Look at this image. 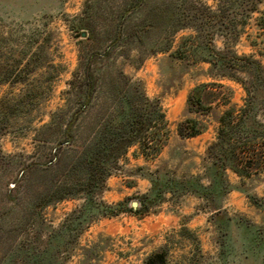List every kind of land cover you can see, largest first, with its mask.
<instances>
[{
    "label": "trees",
    "instance_id": "1",
    "mask_svg": "<svg viewBox=\"0 0 264 264\" xmlns=\"http://www.w3.org/2000/svg\"><path fill=\"white\" fill-rule=\"evenodd\" d=\"M261 2L119 0L99 15L86 0L77 23L69 25L77 63L61 91L63 103L36 127L37 143L30 153L13 156L0 147V264H59L56 254L64 248L68 229L65 225L61 236L55 234L46 209L79 197L95 203L131 147L133 156L153 159L166 145L171 130L159 99L147 96L143 84L118 62L128 61L132 51L138 62L162 53L172 60L206 63L212 78L188 91L185 114L174 129L181 138L199 135L207 130L210 114L216 127L205 149L202 174L176 177L166 175L164 166L154 168L144 175L152 201L164 192L192 193L212 200L211 207L218 209L232 188L228 169L248 178L264 167V56L255 38L249 41L252 52L239 53L234 47L253 15L256 36H264ZM96 20L102 24L98 30ZM52 67V76H57L58 64ZM222 80L241 87L240 103L231 102L233 89ZM148 195H141L140 206L130 209L146 211ZM107 207L112 210L99 215L120 210L114 204ZM143 264H168L165 249L147 254Z\"/></svg>",
    "mask_w": 264,
    "mask_h": 264
},
{
    "label": "rangeland",
    "instance_id": "2",
    "mask_svg": "<svg viewBox=\"0 0 264 264\" xmlns=\"http://www.w3.org/2000/svg\"><path fill=\"white\" fill-rule=\"evenodd\" d=\"M89 1L100 15L119 0ZM85 3L0 0V147L5 154L30 153L37 143L33 139L36 127L63 103L61 91L77 63L76 38L69 25L77 23ZM259 7L264 8V0ZM94 25L98 30L102 24L96 20ZM248 25L234 47L239 53L252 52L249 41L255 38L256 49L264 56V36H256L254 15ZM220 40L216 37L217 46ZM118 62L125 73L143 84L147 96L159 99L170 135L153 159L133 156L131 147L107 177L95 203H83L79 197L46 209L55 234L65 225L68 229L63 234L64 248L56 254L59 264H143L146 255L159 248L165 249L168 264H264V167L253 170L248 178L228 169L232 188L223 195L218 209L211 207L212 200L192 193L164 192L152 201L150 183L144 177L158 166L176 177L202 174L207 163L205 149L216 127L210 114L207 130L199 135L181 138L174 129L185 114L188 91L212 80L208 65L172 60L162 53L138 62L135 51L128 61L119 58ZM57 64L60 71L52 76V65ZM14 77L19 81L13 82ZM222 81L233 89L231 102L240 103L241 87ZM219 110L213 108L212 112ZM202 182L207 183L205 178ZM147 193V210H131V201L137 202V208L141 195ZM118 202L123 203L115 205ZM113 204L120 209L116 214L99 215L111 211L107 205Z\"/></svg>",
    "mask_w": 264,
    "mask_h": 264
},
{
    "label": "water",
    "instance_id": "3",
    "mask_svg": "<svg viewBox=\"0 0 264 264\" xmlns=\"http://www.w3.org/2000/svg\"><path fill=\"white\" fill-rule=\"evenodd\" d=\"M82 35H84V32L82 33ZM130 204L132 207H135L137 205V202L133 200V201H131Z\"/></svg>",
    "mask_w": 264,
    "mask_h": 264
}]
</instances>
